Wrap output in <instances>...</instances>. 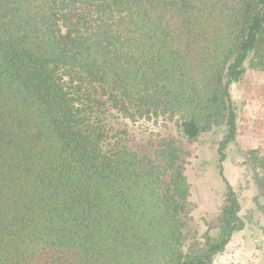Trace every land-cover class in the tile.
<instances>
[{
  "label": "trees",
  "instance_id": "trees-1",
  "mask_svg": "<svg viewBox=\"0 0 264 264\" xmlns=\"http://www.w3.org/2000/svg\"><path fill=\"white\" fill-rule=\"evenodd\" d=\"M250 58L264 0H0V264H212L237 192L195 229L188 152L131 127L227 125L224 160Z\"/></svg>",
  "mask_w": 264,
  "mask_h": 264
},
{
  "label": "rangeland",
  "instance_id": "rangeland-1",
  "mask_svg": "<svg viewBox=\"0 0 264 264\" xmlns=\"http://www.w3.org/2000/svg\"><path fill=\"white\" fill-rule=\"evenodd\" d=\"M250 61L251 58L246 63L247 70L242 78L231 88L237 105L238 133L236 141L230 146L229 155L237 167L233 168V174H230V170L228 173L242 199L258 197L259 192L264 189V166L256 163L264 159V71L250 67ZM224 126H215L218 128L213 127L192 141L179 137L173 124L164 126L155 131V134L151 124L131 127L133 137L141 142L159 134H174L178 137L182 150L188 152L186 172L191 186V217L195 229L199 225L205 228L204 222H219L226 188L219 175L217 146L226 133L220 131ZM252 208L254 207L249 205L248 209ZM215 231L217 232L213 230ZM259 262H264V253Z\"/></svg>",
  "mask_w": 264,
  "mask_h": 264
},
{
  "label": "crops",
  "instance_id": "crops-1",
  "mask_svg": "<svg viewBox=\"0 0 264 264\" xmlns=\"http://www.w3.org/2000/svg\"><path fill=\"white\" fill-rule=\"evenodd\" d=\"M259 203L262 205L264 201L260 200ZM249 205L250 202L243 204L242 212L246 211ZM254 209L256 214L251 215L249 212L243 217L245 227L233 235L226 250L217 254L212 264H264L259 262L264 253V215L255 206ZM253 220L259 223L254 224Z\"/></svg>",
  "mask_w": 264,
  "mask_h": 264
},
{
  "label": "flooded vegetation",
  "instance_id": "flooded-vegetation-1",
  "mask_svg": "<svg viewBox=\"0 0 264 264\" xmlns=\"http://www.w3.org/2000/svg\"><path fill=\"white\" fill-rule=\"evenodd\" d=\"M226 134V133H225ZM225 138V135H224V137L219 141V143H218V146H217V157H218V159H217V162H218V170H219V175H220V177H221V183H223L224 184V187L226 188V197H225V199H224V202H225V200H226V198H227V192H228V185H231L232 186V188L237 192V194H238V197H239V200H240V202H241V210H240V215H241V217L243 218V217H246L247 216V214L249 213V212H251L252 213V211H253V214H256V211H255V209L254 208H252V210H249V209H246V211L244 210L243 212H242V207H243V204H245V203H248V202H250V205H252L253 207L255 206V208H257L258 209V211H260V212H262L263 213V215H264V203H262V205L259 203L260 202V200H263L264 201V189H262L261 190V192H259L260 193V195H258V197H256V196H254V197H252V198H244V199H242L241 198V193L239 192V190L236 188V186H235V184L229 179V173H228V171L230 172V174L232 173L233 174V168L234 167H237V166H235V163L233 162V160L231 159V157H230V146H231V144H233L235 141H236V139H235V141H231V142H229L228 144H227V146L225 147V149H224V152L226 153V157L224 158V160H220V153H219V146H220V142L223 140ZM236 138H237V136H236ZM206 166H207V164H206ZM258 185V184H257ZM260 185V184H259ZM260 188V187H259ZM262 188V187H261ZM260 188V189H261ZM249 190H250V188H249ZM244 195H246V194H244ZM254 203H255V205H254ZM223 205H224V203H222ZM223 205H222V207H223ZM222 207H221V211H222ZM245 208V207H244ZM256 209V210H257ZM241 212H242V214H243V216H242V214H241ZM244 220V219H243ZM258 223H259V221H257ZM256 222V223H257ZM244 223H245V221H244ZM244 227H245V225H244ZM243 227V228H244ZM242 230V229H241ZM240 231V230H239ZM239 231H236V232H239ZM235 232V233H236ZM234 233V234H235ZM233 237V236H232ZM232 239V238H231ZM231 241V240H230ZM229 244V243H228Z\"/></svg>",
  "mask_w": 264,
  "mask_h": 264
},
{
  "label": "water",
  "instance_id": "water-1",
  "mask_svg": "<svg viewBox=\"0 0 264 264\" xmlns=\"http://www.w3.org/2000/svg\"><path fill=\"white\" fill-rule=\"evenodd\" d=\"M238 81H235V82H233L232 83V85L234 84V83H237ZM232 85H231V88H232ZM232 93V92H231ZM237 106V105H236ZM215 128H218V127H215ZM221 130L220 131H225V132H227V129H228V127H227V125H225L224 127H221L220 128ZM257 182H258V180H257ZM259 183V182H258Z\"/></svg>",
  "mask_w": 264,
  "mask_h": 264
}]
</instances>
